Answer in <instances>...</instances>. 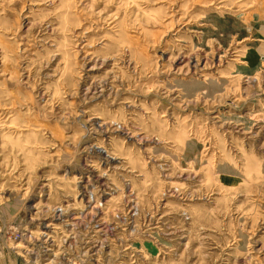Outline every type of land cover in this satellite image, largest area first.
Here are the masks:
<instances>
[{
    "label": "rangeland",
    "instance_id": "1",
    "mask_svg": "<svg viewBox=\"0 0 264 264\" xmlns=\"http://www.w3.org/2000/svg\"><path fill=\"white\" fill-rule=\"evenodd\" d=\"M0 264H264V0H0Z\"/></svg>",
    "mask_w": 264,
    "mask_h": 264
}]
</instances>
